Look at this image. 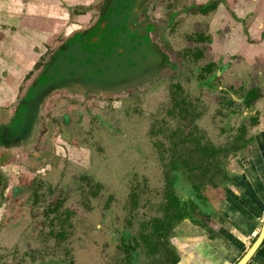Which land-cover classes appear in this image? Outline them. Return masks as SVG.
I'll return each instance as SVG.
<instances>
[{
  "label": "rangeland",
  "instance_id": "1",
  "mask_svg": "<svg viewBox=\"0 0 264 264\" xmlns=\"http://www.w3.org/2000/svg\"><path fill=\"white\" fill-rule=\"evenodd\" d=\"M195 2L159 0L137 14L150 24L148 47L167 60L150 79L123 87L154 73L156 55L147 64L122 43L127 52L113 64L111 47H85L69 57L96 69L91 79L84 68L68 72L83 74L82 92L48 95L29 132L0 148V264H172L169 240L193 230L185 219L218 235L210 217L247 163L239 151L255 113L242 98L250 88L264 94V61L215 52L216 8L204 19ZM107 89L116 90L95 94ZM171 192L191 213L159 235Z\"/></svg>",
  "mask_w": 264,
  "mask_h": 264
},
{
  "label": "crops",
  "instance_id": "2",
  "mask_svg": "<svg viewBox=\"0 0 264 264\" xmlns=\"http://www.w3.org/2000/svg\"><path fill=\"white\" fill-rule=\"evenodd\" d=\"M144 1L136 0L134 5L148 9ZM206 1L196 0L195 3ZM115 2L117 0H0V148H9L10 142L16 140L15 134H11L16 115L13 105L43 64L37 66L47 46L59 47L57 40L62 36L66 41L76 40L70 44L73 52L82 51V46L92 53L100 51L102 44L97 41L102 39V31L111 26L104 14H108ZM221 9L226 14L223 17L219 15ZM199 17H206V13ZM113 21L130 28L138 25V17L131 16L126 7L116 13ZM212 21L216 22L213 30L218 35L210 38L211 43L217 45L215 52L226 56L261 55L264 61V0H218ZM64 60L67 59L61 54L58 61ZM252 113L257 115L258 122L250 130L246 146L239 151L248 158L247 163L233 172L231 179L235 186L230 189V196L218 202L216 217H210V221L217 224L218 235L200 231L197 225L185 219L188 227L199 232L192 230L189 235L169 240L172 264H234L258 235L264 217V96L254 105ZM21 132L19 138L29 132L28 127ZM219 222H227L228 227ZM246 264H264V256L256 252Z\"/></svg>",
  "mask_w": 264,
  "mask_h": 264
},
{
  "label": "water",
  "instance_id": "3",
  "mask_svg": "<svg viewBox=\"0 0 264 264\" xmlns=\"http://www.w3.org/2000/svg\"><path fill=\"white\" fill-rule=\"evenodd\" d=\"M135 2L136 0H117V2H115V5L110 6V8L108 9V14H104V16L107 17V19H108V16L110 18L113 17V19H109L110 25L113 24L117 26V24L120 25L121 23L113 21L114 16L122 7H126L129 10V14L133 17H137V14L140 11L146 12L147 7L145 9L141 8V5H139L138 3H137L138 5L135 6L134 5ZM144 2L146 6H148V4L152 2H156V0H151V1L145 0ZM83 36H84V33H83ZM131 37L132 38L130 39V41H127L128 42L127 49L132 50V48L134 47L136 48L135 50L136 52L132 51L130 55H132L136 59L138 57L137 55H140L139 53L141 49L142 56L143 55L146 56L143 62L147 64H152L153 62H151L149 58H151V55L156 54V57H155L156 58L155 60L156 71L142 80L141 78H137L132 83L124 85L123 87L141 84V82H144L150 79L157 72L158 68L163 67L164 64L167 63L166 57L162 54L163 52H161L158 48H155L156 46L152 47V45H150L149 47H152V48L148 49L149 40L147 38L146 32L144 33V36L142 38H141V35L137 37L136 34ZM75 41H76L75 39L74 40L69 39L65 45L60 46V47L57 46L56 50L47 57V59L43 62L41 67L35 71L33 78L28 82L23 94L21 95V98H19V101L17 102L14 108L16 115L13 116L14 127H12V130H11V134H15L14 138L16 137L18 138L19 134L22 133L21 131H23L25 127H28L29 129L31 128V122L35 120V116L38 113L42 100L48 97V95L55 93L57 91H62V92H67V93L69 92L81 93L82 92V87H80L79 82L81 81L83 74L81 72L77 73L78 74V77H77L76 76L77 74L69 75L68 72H71L73 69L77 70L79 68H84L86 70L85 72H87L85 74L89 75L88 77L86 76L88 79L89 78L91 79L96 73L95 68L91 69V67L87 66L86 64L80 65L78 63L80 61L78 60L76 61L69 60V57H71L72 55L74 56L79 55V54L81 55L83 53V51H78V52L71 51L72 49L70 47L71 46L70 44L74 43ZM83 48L85 49V47L82 46L81 50H83ZM87 49L89 48L87 47L86 50ZM100 50L107 51L106 47H101ZM61 54H63V56L67 60H64L63 62H59L58 58L59 56H61ZM91 55H92L91 53H87V55L84 54L83 57H90ZM78 57H75V58L78 59ZM88 59L89 58L83 61H87ZM106 60H107V63L109 61L114 64L115 62H118L120 59L114 60V58L107 57ZM75 84H77L78 86H76ZM115 90H110V89L100 90L96 92L95 94L110 93ZM90 93H94V92H90ZM3 134H4L3 136L6 135V133H3ZM263 239H264V217H263L261 228H260V231L257 237L252 242L250 247L245 251V253L234 264H246V262L256 252L257 248L260 246Z\"/></svg>",
  "mask_w": 264,
  "mask_h": 264
},
{
  "label": "flooded vegetation",
  "instance_id": "4",
  "mask_svg": "<svg viewBox=\"0 0 264 264\" xmlns=\"http://www.w3.org/2000/svg\"><path fill=\"white\" fill-rule=\"evenodd\" d=\"M217 3H218V0H208V1H206L205 3H203V4H196V3H193V5H191V7H189V8H192V9H194V10H199V11H201L200 13H207L208 11H210L211 9H212V11H213V9H215L216 7H217ZM195 4V5H194ZM73 11H75V10H73ZM176 12L177 11H172L170 14H169V24L170 23H172V22H174L173 21V16H174V14H176ZM113 18V17H112ZM112 18H110L109 16H108V20L109 19H112ZM139 21H138V25L136 26H134V27H132V28H130L128 25H125V26H123V25H119V24H117V26L116 25H113V24H111V26L109 27V30H106V29H104L103 31H102V33L101 34H103V36L101 37L102 39H99L97 42L98 43H101L102 45V47H106V49H108V48H110L111 47V50H109V52L108 53H110V55H112V58H118V59H120L121 57H123L124 56V54L127 52V49H125L124 47H122V45L124 44H126L127 45V41H130V38L129 37H131V36H133V35H137L138 37L141 35V38L144 36V33L146 32V31H148V29H150V24H146V27L144 26L145 24H143L142 22L143 21H141V17H139ZM119 25V26H118ZM143 26H144V28L145 29H143ZM111 33H114V35L113 34H111ZM82 33H80L79 35H81ZM110 34V35H109ZM101 36V35H100ZM99 36V37H100ZM70 40H73V38H71ZM247 40H249V38L247 37ZM59 43H60V45H59V47L60 46H63V45H65L66 43H67V41H68V39H67V41H66V39H64L62 36H59L58 37V40H57ZM111 41H114L115 43H112V44H109ZM208 41H210V36H208ZM123 43V44H122ZM105 45V46H104ZM111 45V46H110ZM58 46V45H57ZM57 46H54V45H49V46H47V48H46V51H45V53L44 54H42V55H40V60L38 61V65L37 66H39V65H41L46 59H47V57L51 54V53H53L55 50H56V48H57ZM128 46V45H127ZM100 50V49H99ZM101 51V50H100ZM124 51V52H123ZM121 52V53H120ZM107 55H109V54H107ZM156 55V54H155ZM231 56H233V55H231ZM231 56H230V58H231ZM236 56V55H235ZM229 57V56H228ZM234 58V57H233ZM229 64H230V60L229 61H226L225 62V64L222 66V67H220V68H218L217 70H216V72L214 73V76L212 77V78H218L219 77V74L222 72V70H223V68H226V67H228L229 66ZM208 68L209 69H211V66H208ZM248 92H246L244 95V98H242L243 99V103H244V105H245V107H250L251 105H255L256 103H257V101H259L263 96H264V94H261V93H259L258 92V90L256 89V88H250L249 90H247ZM251 91H254V93L255 94H257V98L256 99H254V100H252L249 104H247V103H245V99H246V97L248 96V93L249 92H251ZM260 98V99H259ZM13 107H15V105H13ZM252 123H253V126L254 125H256L257 124V122H258V118H257V115L256 114H254V116H252ZM248 140V139H247ZM173 173H177L176 172V170H173ZM178 179V178H177ZM177 179L175 180V185H177L178 184V181H177ZM182 188L183 189H185V187L184 186H182ZM27 190V189H26ZM28 191V190H27ZM4 193V192H3ZM194 204H196L195 202H194ZM192 207H194V206H192ZM194 210V209H193ZM203 213V217H208V215H207V213L206 212H202ZM187 217H189V216H187ZM263 220V219H262ZM15 223L17 222V219L14 221ZM261 224H262V221H261ZM170 227V226H169ZM260 228H261V225H260ZM260 231V230H259ZM157 234V233H156ZM155 234V235H156ZM160 235V234H159ZM257 237V236H256ZM255 240V239H254ZM264 240V239H263ZM263 242V241H262ZM262 244V243H261ZM261 244H260V246H261ZM260 246L257 248V250H256V252L258 251V249L260 248ZM255 252V253H256ZM254 253V254H255ZM253 254V255H254ZM251 259V258H250ZM249 259V260H250ZM248 260V261H249ZM247 261V262H248ZM246 262V263H247Z\"/></svg>",
  "mask_w": 264,
  "mask_h": 264
},
{
  "label": "trees",
  "instance_id": "5",
  "mask_svg": "<svg viewBox=\"0 0 264 264\" xmlns=\"http://www.w3.org/2000/svg\"><path fill=\"white\" fill-rule=\"evenodd\" d=\"M257 98V94L254 93V91H251L248 93V96L245 99V103L249 104L252 100ZM244 141H246V139H244ZM243 145L239 146L242 147ZM173 167H175V165L173 164ZM175 170V168H174ZM180 177V175L178 173H172V177H171V183L172 185H175V180ZM193 189V192H197L196 195L193 197L194 199H197V197L199 196V192H198V187L196 185H192L191 186ZM194 199H191L193 201H191V206L195 207L194 204ZM168 202L166 204V212H165V216L164 219L161 220L160 222V230H156V232L158 234L161 233V230L169 228V226H171V221L175 220V221H180L184 218H186L187 216L190 215V209H188V206H186V203L182 202L180 197L175 195L173 192H171L170 194H168ZM192 210V207H191ZM258 254L263 255L264 256V240L260 246V248L257 251Z\"/></svg>",
  "mask_w": 264,
  "mask_h": 264
},
{
  "label": "bare ground",
  "instance_id": "6",
  "mask_svg": "<svg viewBox=\"0 0 264 264\" xmlns=\"http://www.w3.org/2000/svg\"><path fill=\"white\" fill-rule=\"evenodd\" d=\"M115 17V16H114ZM105 46V45H104ZM111 46V45H110ZM124 52V51H123ZM135 52V51H134ZM121 53V52H120ZM143 57V56H142ZM118 58L116 57L114 60H117ZM100 67V66H99Z\"/></svg>",
  "mask_w": 264,
  "mask_h": 264
}]
</instances>
